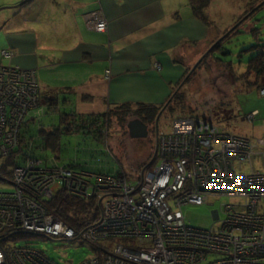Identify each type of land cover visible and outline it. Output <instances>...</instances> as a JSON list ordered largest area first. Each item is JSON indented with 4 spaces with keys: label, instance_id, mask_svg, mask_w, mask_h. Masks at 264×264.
Here are the masks:
<instances>
[{
    "label": "built area",
    "instance_id": "built-area-1",
    "mask_svg": "<svg viewBox=\"0 0 264 264\" xmlns=\"http://www.w3.org/2000/svg\"><path fill=\"white\" fill-rule=\"evenodd\" d=\"M88 25L103 32L107 21L92 12ZM2 55L10 63L0 64V155L20 144L28 112L40 106L36 71L13 64V51L3 49ZM256 112L247 117L253 120ZM157 137L155 164L133 178L124 171L95 173L49 166L33 154L18 155L9 177L15 187L0 191V264H58L35 242H17L13 234L29 229L78 239L50 202L42 204L38 197L52 194L55 184L76 175V189L96 190L103 200L83 238L90 237L92 245L108 254L105 261L89 257L76 264H264V137L231 134L191 116L176 119L171 133ZM223 196L230 198L221 204L223 218L216 209L212 226L188 223L185 207Z\"/></svg>",
    "mask_w": 264,
    "mask_h": 264
},
{
    "label": "crops",
    "instance_id": "crops-1",
    "mask_svg": "<svg viewBox=\"0 0 264 264\" xmlns=\"http://www.w3.org/2000/svg\"><path fill=\"white\" fill-rule=\"evenodd\" d=\"M22 1L0 0L1 55L12 50L13 64L36 70L41 104L47 108L57 97V112L64 109L65 117L124 103L162 106L194 63L195 50L212 40L188 0H32L17 6ZM92 12L105 17V31L88 25Z\"/></svg>",
    "mask_w": 264,
    "mask_h": 264
},
{
    "label": "rangeland",
    "instance_id": "rangeland-1",
    "mask_svg": "<svg viewBox=\"0 0 264 264\" xmlns=\"http://www.w3.org/2000/svg\"><path fill=\"white\" fill-rule=\"evenodd\" d=\"M208 6L209 9L206 10L210 20L208 24H205L211 28L208 37L212 40L207 48L203 46L200 50H195L193 54V57L196 58L194 63L186 69L171 94L175 95L178 92L177 96H179V92H181L184 105L179 106L177 100L171 99L174 96L170 97L162 104L165 107L159 111L158 120L149 122L150 131L146 138H131L126 128L124 129L121 126L120 119L115 116L113 110H109L110 115L106 123L108 128H105L106 133L102 139H96L93 132L70 134L69 132H72L73 128L67 130L66 126L69 125L68 119L71 118V114L62 124L63 119L60 123L57 105L53 108L47 106L48 109L41 104L40 99L41 106L33 109L31 113L34 120L29 122L28 127L25 126L27 134L38 140L39 129L42 126L48 128L59 123L60 131L66 133L62 134L60 145L55 150L54 147H48L45 150L37 147V152L49 159L50 162L53 158L59 156L56 161L61 164L73 162L90 171H106L112 174L121 170L129 178H133L142 169L151 168L155 164L151 162L157 133H171L176 119L197 115L218 125L225 132L263 138L264 95L261 93V88L259 89L255 85L249 86L252 80H249V76L242 72L246 69L247 61L257 50H253L252 47L264 44V0H211ZM2 12L3 10L0 11V13ZM230 40L232 41L230 42ZM224 44H227V47L230 48V53H224V56H222L233 60L234 70L230 64L217 57V54L223 50ZM195 54L197 55L195 56ZM2 57L0 52V63ZM2 63L8 64L10 59L4 58ZM50 79H52L51 76ZM39 89L41 93L40 84ZM172 106L177 107V109L173 108L172 110ZM60 107L62 108V106ZM256 110L257 115L253 120H250L247 115ZM63 112L64 109H62ZM132 119H136L135 116ZM127 124L128 121L125 126ZM36 139L35 145L40 144ZM19 145H12L8 151L3 149L1 152L0 176H5L7 179H0V191L10 192L15 187L13 182V185L11 184V178L9 177L15 172L16 158L22 153L19 151ZM39 153H36V155H39ZM27 154H32V151L26 152L23 158ZM75 168H77L76 170L79 169L78 167ZM69 170L73 172L72 169ZM79 185L78 175L74 176L72 180L64 178L63 183H57L53 186L52 194H39L38 197L42 204L49 201L51 210H53L51 207L53 200H57V196L59 197L61 193L68 195L77 193L78 190L79 193L75 197L79 200L94 198L100 200L98 194L96 195V190L91 192L92 194L85 193L76 189ZM47 197L49 199L43 200ZM229 201V197L223 196L202 205L190 204L184 208L186 219L193 226L210 227L215 222L212 211L220 209V217L223 218L224 211L221 204ZM100 204L102 208L103 200L100 201ZM53 212L56 213L54 210ZM60 218L66 223L63 217L60 216ZM94 222L95 220L92 223ZM67 225L76 231L78 239L65 235L53 236L51 234L47 236L41 232H30L29 229H24L27 232L24 230L20 232L28 234L29 241L35 242L46 255L58 264H76L86 258H98L99 256H103V261L106 260V257H108L107 251L103 248H97V245H92L89 236V238H83L86 233L85 229L89 225L83 229H77L69 223ZM93 232L95 233V231ZM26 240L16 239L17 242ZM108 240L116 242L115 239L109 238Z\"/></svg>",
    "mask_w": 264,
    "mask_h": 264
},
{
    "label": "trees",
    "instance_id": "trees-1",
    "mask_svg": "<svg viewBox=\"0 0 264 264\" xmlns=\"http://www.w3.org/2000/svg\"><path fill=\"white\" fill-rule=\"evenodd\" d=\"M29 1L32 0H24L22 1V3H19L17 6H22L28 3ZM210 1L211 0H188L196 18L200 19L201 21L207 24L209 23L210 17L208 16L206 9ZM231 41L232 40H230V42ZM252 49L253 50L257 49V50L252 55V57L247 61L246 69L242 73L249 76L248 77L249 80H252L251 82L252 85L250 84L249 86L252 87L255 85L260 89L261 87L264 86V44H258L256 46H253ZM224 53H230V48L227 47V44H224L223 50L221 51V53L217 54V57H219L220 60L226 61L228 64H230L232 66V69L234 70L235 66L233 60L231 58L229 59L228 57H223ZM0 64H4V63H0ZM180 93L181 92H179V96H177L178 94L177 92L175 95H171L170 97L174 96L171 99L177 100L179 106H183L184 105V102L182 100L183 96ZM53 99L54 101L51 99L47 101L49 108H53L57 105V100H58L57 97H54ZM163 107H165V105L155 106L149 103H137V104L124 103L119 106H116L112 110L114 111L115 116H118V118L120 119L121 126H123L124 129L126 128V131L129 133L128 126H125L127 121L129 122L135 116V118H139L143 122L149 124L150 121L152 120L154 121L158 117L160 113L159 111H161ZM173 108L175 110L177 109V107L172 106V110ZM32 111L33 109L28 112L25 119L26 123L24 124V127L19 134L20 136L19 151L22 152L19 156L20 159H23V155H25L27 150H31L34 156H38L39 158L43 159L44 162L49 166H53V165H58V166L66 165L71 167L80 166L79 164H75L73 162H68L63 164L58 163L56 162V158H59V156H56L50 162L49 159L45 158L43 155L37 152L36 150L37 147H40L42 150H44L46 144L48 145L47 147H54L55 150V148L60 145L61 142L60 138L62 137L63 132L60 131V125L57 126L54 125L52 126V128H48V129L42 126L39 129L38 140L33 136L27 134L25 126L28 127L29 122L34 120V116L31 114ZM60 114H61V119L62 118L64 120L68 119V117L67 118L65 117V112L63 113L60 112ZM109 115H110L109 111L105 113L93 114V115H81V114H77L76 112H73L71 113V118L68 119L69 125L66 126V128L67 130H72L73 128V131L69 132L70 134L71 133L80 134L84 132L88 134L89 132H93V136L96 139H102L106 133L105 128H108L106 127L107 126L106 123L108 121L107 118ZM191 117H198V116L191 115ZM35 139L39 141L40 144L35 145ZM43 139L45 140V143ZM36 153H39L40 156L36 155ZM79 169L87 170L85 168H79ZM118 171L123 172L121 170ZM91 172L112 174L106 171H91ZM7 176L9 177V175ZM2 178L7 179L5 178V176H2ZM92 180H94V178H92ZM51 207L57 214L63 217L67 223L76 227L77 229H83L87 227L90 223H92L94 220L98 218L101 212L100 211L101 204L99 199L94 198L91 200L90 199L79 200L75 196H72L70 194L66 195L63 193H61L59 197L57 196V200H53ZM27 235L28 234L22 232H16L15 234H13V238L17 240H22V239L29 240Z\"/></svg>",
    "mask_w": 264,
    "mask_h": 264
},
{
    "label": "water",
    "instance_id": "water-1",
    "mask_svg": "<svg viewBox=\"0 0 264 264\" xmlns=\"http://www.w3.org/2000/svg\"><path fill=\"white\" fill-rule=\"evenodd\" d=\"M127 126L131 138H145L149 134L148 124L139 118L130 120Z\"/></svg>",
    "mask_w": 264,
    "mask_h": 264
},
{
    "label": "flooded vegetation",
    "instance_id": "flooded-vegetation-1",
    "mask_svg": "<svg viewBox=\"0 0 264 264\" xmlns=\"http://www.w3.org/2000/svg\"><path fill=\"white\" fill-rule=\"evenodd\" d=\"M40 95H41V93L39 92V99H40ZM158 118L159 117H157L156 119H155V121L156 120H158ZM149 131H150V128H149ZM157 133V132H156ZM146 138V137H145ZM140 139H143V138H140ZM157 141H158V137H157V140H156V144H155V149H154V153H153V160H152V164H154L155 162H156V158H157V155H156V150H157Z\"/></svg>",
    "mask_w": 264,
    "mask_h": 264
},
{
    "label": "bare ground",
    "instance_id": "bare-ground-1",
    "mask_svg": "<svg viewBox=\"0 0 264 264\" xmlns=\"http://www.w3.org/2000/svg\"><path fill=\"white\" fill-rule=\"evenodd\" d=\"M70 195H72V196H77V194H75V193H71Z\"/></svg>",
    "mask_w": 264,
    "mask_h": 264
}]
</instances>
